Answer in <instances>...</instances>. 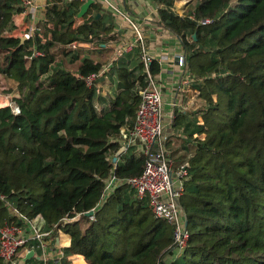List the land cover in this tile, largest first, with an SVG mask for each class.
<instances>
[{"label":"trees","instance_id":"obj_1","mask_svg":"<svg viewBox=\"0 0 264 264\" xmlns=\"http://www.w3.org/2000/svg\"><path fill=\"white\" fill-rule=\"evenodd\" d=\"M154 1L161 5V21L187 48L185 66L207 102L199 127L206 139L187 168L182 199L191 237L175 264H264V0H196L189 15L212 19L207 26L176 15V0ZM83 4L48 2L41 26L46 42L36 34L21 46L18 37L6 36L21 13L18 0H0V71L22 92L13 100L19 114L0 96V195L7 198H0V226L13 221L9 202L30 218L42 216L47 229L57 226L56 233L69 235L65 254L81 255L74 264H85L84 258L88 264H159L173 228L155 219L125 182L103 198L110 176L127 180L143 172L144 158L133 152L113 160L122 128L135 120L141 98L134 89L138 81L146 87L145 74L119 68L122 91L112 108L100 111L96 87L86 79L102 70V62L82 60L81 78L52 68L54 44L73 53L68 45L101 33V20L89 16L99 12L97 4L75 27ZM33 47L45 56L26 58ZM50 71L46 86L42 78ZM160 71L154 61L152 76Z\"/></svg>","mask_w":264,"mask_h":264},{"label":"built area","instance_id":"obj_2","mask_svg":"<svg viewBox=\"0 0 264 264\" xmlns=\"http://www.w3.org/2000/svg\"><path fill=\"white\" fill-rule=\"evenodd\" d=\"M72 3L77 0H62ZM86 2L87 0H81ZM114 11L120 12L112 0H104ZM18 6L22 15L30 18L32 23L27 30L18 34L14 28L6 33L7 37H23L25 41L34 39L38 34L42 42L46 39L41 34V25L45 22V13H41V6L35 0H18ZM190 19L200 25L207 26L213 20L209 18L196 19L190 15ZM127 20L133 23L129 17ZM136 28V27H135ZM137 29V28H136ZM141 39V38H140ZM80 42H74L68 47L78 48ZM28 59L43 57L45 52L36 47L30 49ZM142 62L146 71L147 86L140 92V103L135 120L130 126L122 128L120 139L121 147L125 152H133L140 158H144V168L141 175L120 180L110 176L106 180L104 199H106L116 187L125 182L137 194V199L146 201L153 216L157 220L167 222L173 228V241L169 251L163 256L159 264H175L188 247L191 233L187 226V217L182 205L185 194V184L189 178L188 165L175 166L173 159L167 151L166 144L169 140V131L174 122L175 115L171 114L167 119L164 111V102L160 88L156 85L150 72V66L154 59L143 50ZM180 66L185 67L184 59H179ZM104 68L98 74H92L86 79L89 87L95 85L98 78L110 68ZM189 72V71H188ZM77 78H81L76 74ZM195 78L189 72L186 84H190ZM175 106V105H174ZM13 113L19 114L20 107L12 105ZM1 200L7 201L5 195H0ZM10 208L12 222L0 227V258L4 264H20L26 255L33 251L32 259L40 264L60 263L63 258L70 262L71 256L65 254L66 244L60 240V248H56L57 239L61 238V231L57 232V226L46 228V221L42 216L30 218L20 212L15 206L7 203ZM93 212L95 209L92 210ZM65 220V219H64Z\"/></svg>","mask_w":264,"mask_h":264},{"label":"crops","instance_id":"obj_3","mask_svg":"<svg viewBox=\"0 0 264 264\" xmlns=\"http://www.w3.org/2000/svg\"><path fill=\"white\" fill-rule=\"evenodd\" d=\"M50 1H55L59 5L67 4L62 0H48V2ZM93 1V5L99 6V12L93 10L89 16L101 20V33L97 38H91L89 42L78 41L91 44L90 49L68 46L67 48L73 53H84V56L92 59L95 64L102 62V70L111 65L98 78V80L100 78L102 80L100 82L97 80L95 83L98 94L106 96V101L101 98L97 100L98 109L103 111L112 108L115 99L122 91L119 87L118 69L132 70L129 64L134 59L133 53H136L143 65L141 58L143 50H145L154 61L158 62L161 69L159 75L153 78L161 90L166 118L168 119L171 114L175 115L172 126L168 128L169 140L166 144L168 154L173 159L175 166L179 167L185 164L189 167L191 160L196 157V146L206 139V134L200 133L199 127L204 124L203 110L205 107L207 108V102L201 97L198 87L200 81L197 83L194 79L190 84H186L185 80L189 75L188 68L180 66L179 61L176 60L178 55L180 58L186 59L187 48L183 45L181 38L161 21L159 15L161 5L154 0H112L114 6L123 14L114 11L104 0ZM192 1L194 0H176L173 12L180 17L190 16L189 11L192 8L190 10L188 3ZM43 11L42 8L41 13ZM128 17L133 23L127 20ZM83 19L78 18L75 27L80 25ZM31 23L30 18L20 13L13 16L14 31L18 34L27 30ZM124 58L126 60L117 67V62ZM81 60H78L79 64ZM78 68L77 66L76 70H70V72L78 74ZM141 68L146 76L144 65ZM144 74L136 73L138 76ZM145 84L147 86L146 78ZM143 89L138 81L134 92H141ZM8 106L12 105L9 103ZM61 235L65 238L64 241L60 238L61 242L66 244L67 248L70 247L71 237L65 233H61ZM80 257L81 255H72L70 264H74ZM83 261L88 264L85 258Z\"/></svg>","mask_w":264,"mask_h":264},{"label":"rangeland","instance_id":"obj_4","mask_svg":"<svg viewBox=\"0 0 264 264\" xmlns=\"http://www.w3.org/2000/svg\"><path fill=\"white\" fill-rule=\"evenodd\" d=\"M235 1L236 0H233V2H235ZM192 2H193V4H192ZM192 2H190L188 4L190 5V10L192 8V11H193L195 6H197V3H196V0H194ZM43 35L45 36L44 31H43ZM206 50L212 51V49L209 46L206 47ZM67 52L68 51H65V47L61 44H54V46L51 48L50 53L53 54L54 58H55V64L54 65H57L56 68H55V66L52 67L53 71L55 69H63V70H69V71L70 70H76L77 66L79 67V65H80L78 60H81V59L84 60L86 58L84 56V53H81V52H78V53H67ZM214 54H215V50L212 51V55H214ZM132 56H134V59L130 61L129 66L132 68L133 71H135V73L138 72V73L144 74L143 69L141 68L140 58L136 55V53H133ZM126 58H129V56H126ZM126 58L117 62L116 66L119 67V65L121 63H123L126 60ZM2 63H3L2 62V56L0 55V70H1V68H3ZM53 71H50L49 76L46 75L42 78V82L45 83L46 86H49L51 84L52 77H50V75L51 76L53 75ZM0 73H1V71H0ZM1 77L2 78L0 79V82H1L0 88H2V89L0 90V96L6 97L9 101V103L14 106V105H16V103L13 100H19L22 97V92L19 88V85H18L17 81L14 79H10V78L3 79L2 73H1ZM101 80H102V78H100L98 81L100 82ZM10 90H11V92L9 95L8 91H10ZM98 98L105 100L106 96H103V95L101 96V94L99 93L97 96V100H99ZM134 196H135V199L137 200L136 192H134ZM134 196L132 193L131 198L134 199ZM144 204H146V201L144 202ZM84 224L87 225L86 222ZM0 227H3V226H0ZM61 239H62V241H64L65 238L61 235ZM26 264H40V263L35 259H31V260H28ZM178 264H184V260L181 259L178 262Z\"/></svg>","mask_w":264,"mask_h":264},{"label":"water","instance_id":"obj_5","mask_svg":"<svg viewBox=\"0 0 264 264\" xmlns=\"http://www.w3.org/2000/svg\"><path fill=\"white\" fill-rule=\"evenodd\" d=\"M35 1H36V4H37L38 6H41L44 10H45V8H46L47 5H48V0H35ZM93 4H94V1H93V0H88L87 2H85V3L82 5L81 9H80V12H79V14H78V18H84V16L88 13L89 9L91 8V6H92ZM195 37H196V36L194 35V38H195ZM19 39L21 40V44H20V45L22 46V45L25 43V38L20 37ZM91 47H92V45L89 44V43L81 42V43L79 44V48H88V49H90ZM179 59H180V56L178 55L177 58H176V60L179 61ZM124 152H125V148H124V147H121L120 150H119V151L116 153V155L114 156V160H113L114 163L118 161L119 156H120L121 154H123ZM93 215H94V212H93V211L87 213V216H89V217H92ZM56 248H60V239H57V241H56ZM33 256H34V252H33V251L29 252V253L26 255V257H24V258L22 259V261H21L20 264H26V262H27L28 260H31V259L33 258Z\"/></svg>","mask_w":264,"mask_h":264}]
</instances>
